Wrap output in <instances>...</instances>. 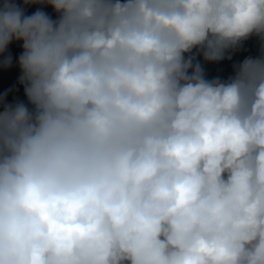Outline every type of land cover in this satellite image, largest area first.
<instances>
[{"label": "clouds", "instance_id": "obj_1", "mask_svg": "<svg viewBox=\"0 0 264 264\" xmlns=\"http://www.w3.org/2000/svg\"><path fill=\"white\" fill-rule=\"evenodd\" d=\"M13 41L0 264H264V0H0Z\"/></svg>", "mask_w": 264, "mask_h": 264}, {"label": "rangeland", "instance_id": "obj_2", "mask_svg": "<svg viewBox=\"0 0 264 264\" xmlns=\"http://www.w3.org/2000/svg\"><path fill=\"white\" fill-rule=\"evenodd\" d=\"M41 7L45 12H48L53 19L56 18V14L51 7L41 5L36 6L33 10L26 11V14L30 15L36 11L37 8ZM48 8L51 9V12L47 10ZM22 50V42L12 46L10 44L7 52L4 54V56L9 54L12 56V64L9 67H5L2 63H0V96L3 97L4 104L21 101L31 108L32 106L28 104L27 97L24 94V85L19 82V76L21 75V72L18 65V58L22 53ZM260 51V41L258 38L253 37L243 42L238 51L231 53V60L224 59L219 62L209 63L205 62L202 56H199L198 60L201 63L208 79H213L215 77L227 79V77L233 73V64L242 61L248 56H258L260 55Z\"/></svg>", "mask_w": 264, "mask_h": 264}, {"label": "trees", "instance_id": "obj_3", "mask_svg": "<svg viewBox=\"0 0 264 264\" xmlns=\"http://www.w3.org/2000/svg\"><path fill=\"white\" fill-rule=\"evenodd\" d=\"M21 6L25 7V11H30V10H33L37 5H29V6L21 5ZM18 43H21V42L13 41L11 43V46L14 45V44H18Z\"/></svg>", "mask_w": 264, "mask_h": 264}, {"label": "crops", "instance_id": "obj_4", "mask_svg": "<svg viewBox=\"0 0 264 264\" xmlns=\"http://www.w3.org/2000/svg\"><path fill=\"white\" fill-rule=\"evenodd\" d=\"M37 6H38V5H37ZM47 10H48L49 12H51V9L48 8ZM47 13H48V12H47ZM48 14H49V13H48Z\"/></svg>", "mask_w": 264, "mask_h": 264}]
</instances>
